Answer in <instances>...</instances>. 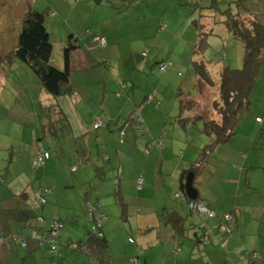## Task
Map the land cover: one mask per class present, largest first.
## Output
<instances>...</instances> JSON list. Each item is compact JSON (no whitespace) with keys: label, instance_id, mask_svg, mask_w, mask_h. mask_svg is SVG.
<instances>
[{"label":"crops","instance_id":"crops-1","mask_svg":"<svg viewBox=\"0 0 264 264\" xmlns=\"http://www.w3.org/2000/svg\"><path fill=\"white\" fill-rule=\"evenodd\" d=\"M205 1L138 0L137 3L125 4L127 6L126 14L118 11V6L114 4L109 9L114 10L115 14L113 15L108 10L112 19L108 22L105 21L96 32H90L93 35V56L90 54L86 56L85 53L80 52L79 43H77L79 49L72 54L71 82L74 94L71 97L74 113L81 126L89 117L95 118V120L93 119L94 126L98 122H101L102 125L98 129L93 127V143L90 141L86 143L90 150L93 149L91 157H93L96 181L93 184V192H91L93 195L87 194V191L84 201L80 200V203H75L73 200L61 202L65 208L72 207L71 213L54 214V216L58 218L55 219L56 221H61L67 228V223L63 219H69L70 215L76 216L81 208L86 210L88 203L92 201L99 204L100 211L105 216L103 234L110 249V254L107 256L108 261L100 264H264V199L261 198L260 201H257L248 192L241 194L239 189L232 188V184L228 191L216 195L211 194L208 197H205V193L201 190L198 198L206 199L207 207L214 210L218 217L209 220L206 228L200 221L197 224V220L192 217L198 214L201 220L206 219L198 211L194 215L195 211L190 209L181 188L182 175L179 170L182 167L189 168L191 166L201 147L195 146V142L194 145L184 144L177 147L175 143L176 131L187 130L189 127L202 124L203 134L209 139L208 135L204 133L203 122L199 119V117L205 118L206 115L192 112L187 107L184 111L183 108L179 109L177 101L170 100L166 96L168 85L164 87V84L171 81L173 77L164 76L160 79V77L154 76V72L151 71V67L156 64L155 62L162 51L160 41L168 42L167 45L170 46L174 34L176 40L173 44L186 41L187 52L195 49L193 42L197 41L198 35L195 27L184 30L182 35L179 33L180 30L175 33L167 32L168 24L170 26L172 18L175 17L164 21L167 19L166 13L181 11L184 15L185 12H188L189 17L193 13H197L198 8L195 4L200 8L207 7L203 5ZM210 1L213 2V0ZM214 1L216 4L221 3L218 5L220 9H223L227 4L226 0ZM108 2L112 3L110 0ZM142 3L143 5H141ZM187 3L192 7L189 8ZM159 4L162 5L159 6ZM96 5L94 12L101 7ZM204 9L202 19L207 24L206 31H209L214 29L212 27L216 20L215 15L219 16L221 21L223 15L215 9ZM116 14H119V18L116 17ZM117 25H123L126 28L118 29L115 27ZM219 27L221 28L218 29V34L214 35L215 37H231L223 26ZM216 30L217 27L213 32ZM97 32H100L101 37L106 40L104 47L98 46L94 41V35ZM211 37L208 38V42ZM127 38L133 41L126 43L125 39ZM74 40L78 41V38L76 37ZM156 42H158L157 46ZM193 52L192 63L196 60L204 61L202 55L198 56ZM165 58L170 60L169 54ZM163 63H171L172 65L169 67L174 65L167 61ZM221 64L217 62L219 67L217 74L224 67V64ZM167 69L164 73L167 72ZM179 76L185 78V74L179 73ZM172 88H175L174 84H172ZM178 94L180 93L178 92ZM182 99L183 97L179 100L183 102ZM190 99L192 98L190 97L188 100ZM86 107H91V111L86 112ZM62 109L68 117L65 107ZM136 114L141 118L139 121L135 117L137 127L133 120ZM213 118L217 119L215 115ZM171 119H175V121L171 130H168L167 120ZM184 121H186L185 124ZM139 123L142 124L144 132L139 129ZM263 123L264 118L261 121L262 125ZM70 127L72 128L71 123ZM122 132H124L123 137H121ZM73 135L76 139L78 138L76 133ZM157 141H159L158 145L162 146L160 149L156 144ZM181 148L186 149L182 161L171 164L170 162L173 163V160L177 158L178 149ZM73 149L79 152L76 148ZM188 153L189 158L193 159L192 162L186 160ZM111 162L117 166V174L113 181L108 179L109 170L106 168ZM165 164L172 166L168 165L165 169ZM125 167L132 171L128 182L124 180ZM99 169L106 172L104 176V172ZM98 172L102 173V177H97ZM141 177L144 179V185L139 188L138 179ZM222 181L223 179L215 180L214 184L219 185L217 189L223 190L224 188L225 190L228 183ZM90 186H92L91 183ZM41 191L40 193L54 194L48 188H43ZM253 193L256 192L253 191ZM55 195L57 200L58 191L55 192ZM108 197H112L113 205L104 203ZM58 201L60 202V200ZM249 208L253 209L251 215L254 219L248 223ZM231 211L235 216V226L233 234L227 242L226 250L223 251L218 243L219 216ZM237 211L240 212V218L236 217L235 212ZM261 213L263 218L258 221L256 218ZM80 222L77 221V224ZM251 225L256 227H250ZM46 228V230L49 229V227ZM207 229H210L212 235L218 238L209 240L207 243L202 242L197 235H199V231L205 232ZM65 230L59 239L61 247L64 245L68 247L74 242L71 237H68V233L64 232ZM248 230L251 231V236L248 234ZM242 233L246 237H251V240H243ZM132 235H136L138 239L133 240ZM46 242H48L47 239L40 246H46ZM133 242L137 244V248L131 246ZM57 248L51 249L56 252ZM254 252L262 253L259 262L251 256ZM242 253L245 258L241 256ZM61 255L62 252L59 253V256ZM97 258L100 259L98 256ZM77 259L75 264L82 263L80 256ZM89 260L93 264H98V260L95 262ZM24 262L28 264L26 261Z\"/></svg>","mask_w":264,"mask_h":264},{"label":"rangeland","instance_id":"rangeland-1","mask_svg":"<svg viewBox=\"0 0 264 264\" xmlns=\"http://www.w3.org/2000/svg\"><path fill=\"white\" fill-rule=\"evenodd\" d=\"M110 1L112 3L102 2L101 7L96 5L99 8L94 12L96 4L94 0H0V240L3 243L0 245V264H25L24 261L28 264H75L79 256L82 258V263L78 264H93L87 256L72 250L67 245L61 247L59 242L56 252L52 251L50 243L41 247L39 242L34 241V234L43 236L47 231L46 227H51L53 221L58 219L54 214L71 213L72 207L65 208L61 202L73 200L75 203H80V200L84 201L87 191L93 195L91 192L96 181L93 157H91L93 149L90 150L86 143L88 141L93 143V119L95 118H87L81 126L74 113L71 96L55 98L47 94L31 68L24 63L11 62L7 57L10 56L8 52L17 44L22 20L26 11L30 9L38 12L50 11V16L46 19V27L53 45V66L64 69L63 51L70 36L73 35L78 38L80 52L85 53L86 56L89 54L93 56L94 43L90 32H96L105 21L112 19L108 10L114 15L115 11L109 9L114 4L118 6V11L126 14L125 4H128L130 0ZM226 1L228 3L232 0ZM203 5L208 7L212 5V1L206 0ZM187 6L192 7L189 3ZM195 6L198 8L197 13L189 17L188 12L183 15L181 11H168L167 19L164 21L173 16L175 18H172L170 26L168 24L167 32L175 33L180 30L179 33L182 35L184 30L194 28L192 21L200 17V7L196 4ZM118 16L119 14H116L117 18ZM115 27L126 28L123 25ZM219 28L221 27L217 25L214 35L218 34ZM175 40L174 34L170 46L167 45L168 42L160 41L162 51L156 64L151 67V71L160 79L164 76L173 77L171 81L164 84V87L168 85L166 96L170 100H176L177 106H180L179 109H182L179 99L182 97L187 99L190 96L192 99L186 105L188 109L204 114L207 118H213L214 115L217 118L213 105L218 98V89L207 85L197 87L191 58L194 48L187 52V42L173 44ZM125 41L129 43L133 40L127 38ZM207 43L208 47L203 54V59L213 77L216 78L218 75L217 62L232 68L243 66L244 45L242 43L225 36H212ZM155 44L157 46L158 42ZM168 54L170 60L165 58ZM165 61L172 62L174 65L169 67L166 73L159 72L158 66ZM179 73L185 74V78L179 76ZM172 84L175 88H172ZM182 93L183 96H181ZM250 101V110L243 114L238 125L237 136L226 145L220 146L202 171L195 170L198 173L195 178V187L199 192L202 190L205 197L228 191L232 184V188L239 189L241 194L248 192L257 201L264 199V142L260 143L261 139L264 141L262 136L264 123L257 124L255 121L257 116L264 118V64L251 92ZM59 106L65 107L72 128L69 122L60 121ZM89 111L91 107H86V112ZM174 121L175 119L167 120L168 130H171ZM75 133L77 139L73 135ZM176 134L177 147L184 144L194 145L195 142V146L204 148L209 141L203 134L202 124L189 127L187 130L180 129L176 131ZM41 150L49 152L51 159L46 161L44 166L35 168L33 158ZM185 151L184 148L178 149L177 158L170 163L181 162ZM197 158L198 155L194 161H197ZM186 160L193 161L189 158V153ZM168 165L170 164H165V169ZM106 168L109 170L108 179L113 181L117 174L116 164L111 162ZM185 168L182 167L179 170L181 175ZM124 172V180L128 182L132 171L125 167ZM221 179H223L222 182L228 183L225 190L217 189L219 185L214 184L215 180ZM43 188L51 189L54 194L40 193ZM56 191H58L57 200L55 199ZM39 194L42 195L40 196L41 204L36 206V195ZM106 202L113 205L112 197L106 198L104 203ZM84 210L85 208H81L76 216L70 215L69 219H63L67 223L64 232L68 233L73 243H77L83 237L87 238V230L90 231L92 227ZM252 210L249 208L248 223L254 219L251 215ZM235 213L237 218L241 217L239 211ZM192 217L197 220V224L200 221L204 225L198 214ZM261 218H263L262 213L256 219L259 221ZM77 221L81 222L77 224ZM248 234L251 236V231L248 230ZM131 237L133 240L138 239L136 235ZM225 239L228 242L229 238L225 237ZM242 239L251 240V237H246L242 233ZM136 245L134 242L131 243V246L137 248ZM60 252H62L61 256H59ZM241 256L245 258L243 253Z\"/></svg>","mask_w":264,"mask_h":264},{"label":"trees","instance_id":"trees-1","mask_svg":"<svg viewBox=\"0 0 264 264\" xmlns=\"http://www.w3.org/2000/svg\"><path fill=\"white\" fill-rule=\"evenodd\" d=\"M108 1L109 0H94L97 5H102V2L110 3ZM135 1L136 0H130L129 3H135ZM215 4L216 2L213 0L212 5L209 8L204 7L206 9H215L217 12L223 15L222 21L219 16L215 15L214 18L216 20L212 28L215 29L217 25L223 26L226 29L227 33L231 35L234 40L242 43L244 45V57L243 66L241 68L224 66L218 73L216 78L213 77L209 72L206 62L202 60H196L193 62L197 78V87L199 88L200 85H207L211 88H217L219 91L218 98L214 101L213 105V108L217 113V119L199 117V119L203 121L204 133L208 135L209 142L204 146V148H200L198 150V158L196 159L197 161L192 162L191 166L188 169H184L181 181L183 195L186 197L188 203L193 202L195 204L205 205L209 211L215 214L214 217L208 218L207 220L202 219L205 228L208 227L207 223L209 222V220L217 218L218 215L214 210L207 207L206 199L200 200V198L197 197L196 200H192L188 198L186 192L187 178L189 175L197 177L198 173H196L195 170L202 171V169H204L205 167L206 162H208V160L215 154L216 150L220 146L229 143L231 139L237 134L238 125L240 120L242 119L243 114L250 110L251 92L255 86L261 68L264 64V0H232L231 2H228L223 7V9H220L218 7V5L221 3H217L216 5ZM204 8H200L199 19H194L192 21L195 30L198 32L194 49V54L198 56H203L206 48L208 47V38L214 36V29L206 31L207 24H205L203 22L204 19H202V13H204L205 10ZM49 12V10L38 12L34 9L26 11V14L21 23V31L18 35L17 44L11 51L8 52L10 53V56H8L7 59H9V61L11 62L15 61L24 63L29 68H31L38 78V81L41 84L43 90L47 94L55 98L69 97L74 94V87L71 82L73 72L71 57L73 52L79 49L77 44L78 41L74 40L75 36H71L68 40L67 45L63 51L64 69H58L53 66V45L50 41L49 31L46 27V19L50 16ZM98 33L99 32L95 33L94 38L98 35ZM99 35L101 36V34ZM182 101L183 102L180 101V105L182 106V110L184 111L186 109V105L189 104V100L187 98L182 99ZM59 113L60 121H62V123L63 121L65 123L69 122L70 126V120L66 116V114H64V110L60 106ZM133 120L135 122V117H133ZM255 121L256 123L260 124L262 118L258 117ZM185 123L186 121H184V124ZM135 124L137 127V122H135ZM96 125L97 124H95L94 129H98L100 126L102 127V125H100L98 128H96ZM262 136L264 137V134H262ZM263 142V140L260 141V143ZM158 143L159 141L156 142L157 145ZM161 147L162 146H160L159 144L158 148ZM44 152L49 156L48 159L44 161V164L42 166L45 165L46 161L51 159L50 153L47 151ZM205 157L208 158L206 159ZM202 166L204 167L202 168ZM99 170L101 172H104L103 169ZM101 172H98L97 177H102ZM105 173L106 172L103 173V176L105 175ZM87 194H89V192ZM90 205H92L96 210L94 217L89 216L88 206ZM88 206L85 210V213L88 217V220L92 223L90 231L87 230L88 236L87 238L83 237L82 239L78 240L77 243H71L68 247L72 248V250L74 251L81 253L82 255H87V257H89V259L93 260L94 262L98 260L97 256L100 257V259L98 260V264L105 263L106 261H108L107 256L108 254H110V249L109 243L106 241L105 235L103 234L104 223L101 225V227H98L95 219L99 216V214H101L100 206L93 201L88 203ZM227 216L230 218V228L232 230V233L230 235H228L229 233L227 232H221L219 230V227L222 223H227ZM219 217L220 223L217 230L219 231V238H222L223 240L218 243L222 249L226 250L227 246L223 247L222 244L224 242L227 243L225 237L229 238L233 234V229L235 226V216L233 215V211H231L224 213ZM41 218L44 219L43 217ZM55 221L56 220H54L53 222ZM52 227L53 225L49 227L48 230H50ZM65 228L66 226L63 230H65ZM61 234L62 232L57 235L54 241L47 240L48 242H46V244L48 245V243H50L51 246H49L51 248L58 247L57 243L59 242ZM212 234L213 233L210 231V229H207L205 230V232L199 231V235L197 236L199 239H201L202 242L205 241L204 238L207 236L210 238V240L218 238L216 236L214 237V235ZM34 240L36 242H39L40 245L42 242H45L42 240V238ZM2 244L3 243L1 242L0 245ZM254 253L251 254L252 257ZM253 259L255 260L254 257Z\"/></svg>","mask_w":264,"mask_h":264},{"label":"built area","instance_id":"built-area-1","mask_svg":"<svg viewBox=\"0 0 264 264\" xmlns=\"http://www.w3.org/2000/svg\"><path fill=\"white\" fill-rule=\"evenodd\" d=\"M234 1H237V0H234ZM138 0L135 1V3H137ZM100 32L98 33V35L94 38V41L100 46V47H104L106 45V40L104 38H102L100 35ZM172 65L171 63H161L159 66H158V70L162 73H164L166 71V69ZM134 117H137V120L141 121V118L139 116H137V114L134 116ZM101 125V122H98L97 125H96V128H98L99 126ZM139 129L141 130V132H144V129H143V126L142 124L139 123ZM123 134L124 132H122L121 134V137H123ZM48 154H46L44 151L42 152H39L34 158H33V166L34 167H40L44 164V161L46 159H48ZM144 184V179L141 177L138 179V187L139 188H142ZM44 194V193H42ZM42 195H36V203L35 205L36 206H39L40 205V200H41V197ZM38 202V203H37ZM189 206H190V209L193 210V211H198L200 212L202 215L205 216L206 220L208 218H211V217H214L215 214L211 211H209L205 205H199V204H195L193 202L189 203ZM88 213H89V216L91 217H94L95 216V208L90 205L88 206ZM104 214H99V216L96 219V222H97V225L98 227H101V225L105 222V218H104ZM63 229H64V225L62 224V222L60 221H55L53 223V227L50 229V230H47L45 231L44 235L43 236H39L37 235L36 233L34 234V239H40L42 238L43 241H45V239L49 240V241H54V239L57 237V235L61 232H63ZM219 230L221 232H227L229 233L228 235H230L232 233V230L230 228V218L227 216V223H222L219 227ZM45 237V239H44ZM204 242H208L210 240V238L207 236L204 238ZM223 239L220 238L218 239V242L222 241ZM132 241V240H131ZM2 241H0L1 243ZM43 243V242H42ZM41 243V244H42ZM223 247H226L227 246V243L224 242L222 244ZM179 249V248H178ZM253 257L255 258V260L259 261L260 259V254L259 253H254L253 254Z\"/></svg>","mask_w":264,"mask_h":264},{"label":"water","instance_id":"water-1","mask_svg":"<svg viewBox=\"0 0 264 264\" xmlns=\"http://www.w3.org/2000/svg\"><path fill=\"white\" fill-rule=\"evenodd\" d=\"M186 192L188 198L192 200H196L198 197V191L194 186V176L189 175L186 181Z\"/></svg>","mask_w":264,"mask_h":264}]
</instances>
